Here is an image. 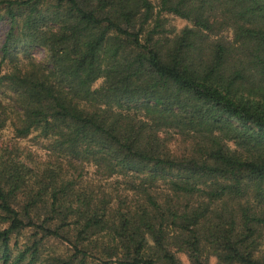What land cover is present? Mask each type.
Returning <instances> with one entry per match:
<instances>
[{
  "label": "trees",
  "instance_id": "16d2710c",
  "mask_svg": "<svg viewBox=\"0 0 264 264\" xmlns=\"http://www.w3.org/2000/svg\"><path fill=\"white\" fill-rule=\"evenodd\" d=\"M0 21V131L51 156L0 147V264H264V0H0Z\"/></svg>",
  "mask_w": 264,
  "mask_h": 264
},
{
  "label": "rangeland",
  "instance_id": "374dc122",
  "mask_svg": "<svg viewBox=\"0 0 264 264\" xmlns=\"http://www.w3.org/2000/svg\"><path fill=\"white\" fill-rule=\"evenodd\" d=\"M155 4H158L159 0H153ZM169 22L172 26L176 27L177 30H180L186 25V22L182 21L181 19L171 17L167 15ZM8 31V27L5 25L4 22L0 21V48L4 41V37L6 32ZM28 53V54H26ZM35 59L37 62H41L45 60V50L42 48H31L28 51H21L19 54V61L18 63L22 66L28 64L30 59ZM2 59V54L0 52V62ZM13 64L11 61H7L1 67V74L0 77L4 74H7L11 71ZM12 93L8 91L7 87L4 85H0V97L4 101L5 104H10L11 102ZM13 145L18 146L21 148V157L28 164H32V161H44L48 160L51 156H49L48 151V141L44 140L39 137L38 133L35 132L27 138L24 139H16L13 127L10 124H7L6 128L0 131V147L5 146L9 149H12ZM179 142L174 140L171 141L170 147L174 152H178L179 149ZM85 176L93 179V169L92 167H86ZM47 252H58L61 254H66L68 248L65 244L57 240H48L46 243ZM179 257L181 258L183 264H189L187 257L184 254H180ZM210 264H217L215 258L210 259Z\"/></svg>",
  "mask_w": 264,
  "mask_h": 264
}]
</instances>
